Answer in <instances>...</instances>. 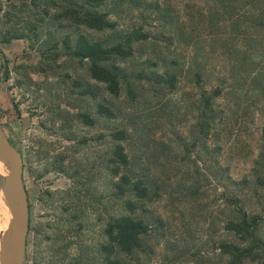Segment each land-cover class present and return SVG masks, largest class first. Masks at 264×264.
Returning <instances> with one entry per match:
<instances>
[{
    "label": "rangeland",
    "instance_id": "1",
    "mask_svg": "<svg viewBox=\"0 0 264 264\" xmlns=\"http://www.w3.org/2000/svg\"><path fill=\"white\" fill-rule=\"evenodd\" d=\"M70 1L80 2L0 0V128L22 158L24 264H100L105 222L120 212L107 169L115 130L126 132L131 175L159 195L133 212L149 232L122 261L225 264L219 243L237 242L224 228L235 216L231 199L263 219L264 242V55L241 52L252 23L245 0L230 3L227 15L215 0H103L96 12L113 28L102 32L60 17ZM133 33L144 38L115 63L124 77L117 98L65 48L78 34L110 45ZM215 89L216 119L198 145V96ZM97 103L116 118L98 116ZM1 214L9 218L0 216V233L15 234L8 206Z\"/></svg>",
    "mask_w": 264,
    "mask_h": 264
},
{
    "label": "trees",
    "instance_id": "2",
    "mask_svg": "<svg viewBox=\"0 0 264 264\" xmlns=\"http://www.w3.org/2000/svg\"><path fill=\"white\" fill-rule=\"evenodd\" d=\"M57 6L56 0H45ZM258 0H245L248 7L244 20L247 18L252 23L247 27L248 37L241 45L242 51L249 55L256 56L259 50L264 55V0L262 7L256 9L253 2ZM72 2V1H70ZM103 0H80L72 2L71 7H62V14L75 25L85 26L88 29L102 32L113 28V24L108 20L106 13L96 12L101 7ZM220 5L225 14H228L230 3L234 0H215ZM59 8V7H58ZM241 23L243 20H239ZM234 29L240 26L234 24ZM246 30V29H245ZM136 33V32H134ZM126 35L124 41H118L107 45L102 41H90L84 35L78 34L72 43L66 42V50L72 58L88 62V72L91 79L102 83L106 92L117 98L121 92L122 79L121 70L115 64L118 60L130 56L132 53L131 44L136 40L143 39V34ZM262 37V45L257 46ZM260 44V43H259ZM232 50L238 54V42H234ZM261 47V48H260ZM247 57V56H246ZM245 57V58H246ZM256 65L250 62L248 68L252 70ZM198 82L202 83L198 74ZM133 98V90L128 89ZM83 95H90L95 98L91 90H83ZM220 89H215L211 94L205 91L198 96V145L206 143L211 128L214 125L216 116L213 101L219 98ZM96 113L106 119L116 118V114L104 103H97ZM111 140L110 157L108 159V172L116 179L111 186L112 197L120 201V212L111 215L105 222L103 235L105 243L99 246L100 264H126L119 258L123 255L131 258L132 255L142 248V237L149 232L148 224L140 218H134L133 212L138 206H145L157 200L158 191H152L151 185L141 177L131 175V161L125 152L124 146L120 143L127 139L126 132L115 130L109 134ZM263 181H261L262 183ZM234 204L235 216L225 223V231L230 233L237 242L222 241L218 245L220 254L227 257L225 264H244L246 262L264 264V242L260 239L258 232L263 219L255 214L247 213L242 206H238L237 199H231ZM139 204V205H138Z\"/></svg>",
    "mask_w": 264,
    "mask_h": 264
},
{
    "label": "water",
    "instance_id": "3",
    "mask_svg": "<svg viewBox=\"0 0 264 264\" xmlns=\"http://www.w3.org/2000/svg\"><path fill=\"white\" fill-rule=\"evenodd\" d=\"M0 156L11 169L7 179L6 200L10 218L15 228V236L9 247V258L2 264H24L27 236L29 233L28 202L22 180V158L0 128ZM23 202V211L18 213V204Z\"/></svg>",
    "mask_w": 264,
    "mask_h": 264
},
{
    "label": "bare ground",
    "instance_id": "4",
    "mask_svg": "<svg viewBox=\"0 0 264 264\" xmlns=\"http://www.w3.org/2000/svg\"><path fill=\"white\" fill-rule=\"evenodd\" d=\"M11 173V169L6 161L0 156V216L2 220L4 217L7 219L9 215H4L2 213V208L4 206H8L6 200V187H7V179L9 178ZM23 202H19L18 205V213H22L23 211ZM6 214V213H5ZM11 222V219H9ZM9 222V221H8ZM7 225V222H6ZM13 228V225H12ZM3 230V229H1ZM8 230V229H7ZM15 234L9 229L7 232L0 233V264L9 256V247L13 242Z\"/></svg>",
    "mask_w": 264,
    "mask_h": 264
}]
</instances>
